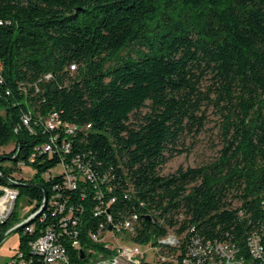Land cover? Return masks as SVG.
Listing matches in <instances>:
<instances>
[{
    "label": "trees",
    "instance_id": "trees-1",
    "mask_svg": "<svg viewBox=\"0 0 264 264\" xmlns=\"http://www.w3.org/2000/svg\"><path fill=\"white\" fill-rule=\"evenodd\" d=\"M208 105L219 156L164 174ZM0 108V196L35 202L0 224V236L24 224L11 259L41 264L30 243L50 228L67 264L106 259L113 243L91 234L107 214H136L138 245L178 237L143 264H181L191 237L242 245L264 225V0H0Z\"/></svg>",
    "mask_w": 264,
    "mask_h": 264
},
{
    "label": "built area",
    "instance_id": "built-area-1",
    "mask_svg": "<svg viewBox=\"0 0 264 264\" xmlns=\"http://www.w3.org/2000/svg\"><path fill=\"white\" fill-rule=\"evenodd\" d=\"M74 69V66L70 67ZM24 124H28V118H23ZM46 127L50 130L55 129L58 125L55 124V113H52L47 118ZM66 145L63 150L66 153ZM45 150L51 151L50 145L45 147ZM30 160H33L32 158ZM63 172L65 173L66 184L68 187L74 188L75 176L68 170L64 164H61ZM81 171L83 170V177L91 179L87 175V170H84V166H77ZM0 199L16 200L18 192L13 188H3ZM114 201L113 199L111 200ZM51 206H55L52 200L49 201ZM62 207L58 206L56 212H61ZM38 214V213H37ZM9 206L6 208H0V224L10 217ZM45 217L41 214L40 221ZM137 221V215L131 214L130 217L124 219L119 224H113L112 218L109 214L106 215V224L99 226L96 234H91V239L94 241L113 244H105L112 251L110 257L106 259H95L91 264H143L144 262H152L151 256L154 253H158L159 250L165 247H179L181 245L178 237L173 234H169V242L160 243L157 241L156 246H152L150 243L145 245H138L132 242L131 237L135 233V223ZM65 225V224H64ZM34 229V225L29 226L26 230L27 233H31ZM103 234V235H102ZM102 237L100 238L99 236ZM129 240L133 244L127 246L120 244V242ZM114 244H117L115 246ZM77 245L76 242L73 243ZM30 248L33 252L37 253L42 258L41 264H67V257L63 248L56 243L55 234L53 230L46 229L41 235H39L33 242L30 243ZM152 254V255H151ZM172 260L169 257L160 256L159 260L168 261ZM24 264L22 261V254L18 253L15 259H11L9 264ZM181 264H264V225L257 231L250 234L244 244H232L230 242L217 241V240H204L199 237H191L186 242V252L181 258Z\"/></svg>",
    "mask_w": 264,
    "mask_h": 264
},
{
    "label": "rangeland",
    "instance_id": "rangeland-1",
    "mask_svg": "<svg viewBox=\"0 0 264 264\" xmlns=\"http://www.w3.org/2000/svg\"><path fill=\"white\" fill-rule=\"evenodd\" d=\"M208 81L204 82L206 87ZM204 87V88H205ZM205 110V125L203 129L195 135L188 136L185 140L186 147L188 151L180 156L173 158L164 168V174L173 173L179 167H199L214 161L218 156L223 145V137L221 135V117L216 108L212 105H208L204 108ZM0 113L3 110L0 108ZM12 146L6 148L9 152ZM58 172V168L54 170V174ZM16 174L23 177L24 179H29L33 175V170L30 167H23ZM15 201L13 209H15ZM35 206V202H29L26 195H21L16 206V215L20 221L23 220L24 216L30 213ZM20 238V232L17 231L14 234L8 236L0 244V264H9L11 258L15 255L18 250V243ZM120 244H125L127 246L133 243L129 240H124ZM117 246V244H114Z\"/></svg>",
    "mask_w": 264,
    "mask_h": 264
},
{
    "label": "bare ground",
    "instance_id": "bare-ground-1",
    "mask_svg": "<svg viewBox=\"0 0 264 264\" xmlns=\"http://www.w3.org/2000/svg\"><path fill=\"white\" fill-rule=\"evenodd\" d=\"M59 117L57 116V114L55 113V124L56 125H59L60 124V121L59 120H61L60 118L58 119ZM62 124V123H61ZM74 128V127H73ZM77 128V127H76ZM70 129V128H69ZM76 130V129H75ZM73 131H74V129H73ZM70 134V133H69ZM70 142V141H69ZM71 143V142H70ZM68 148H69V146H68V144L66 145V152H68ZM31 162L33 161V160H30ZM84 170H87L86 169V167L84 166ZM87 175H89L90 177H92L91 175H90V173H89V171L87 170ZM99 176V175H98ZM103 181V180H102ZM46 203V202H45ZM9 206V214H11L12 213V209H13V206H14V200H10L9 201V199H1L0 200V208H6V207H8ZM40 212V209L34 214V215H36L37 213H39ZM240 212H243V211H240ZM43 213V212H42ZM33 214V213H32ZM242 213H240V215H241ZM33 215V216H34ZM242 220V219H241ZM31 225V224H30ZM160 241V243H167V242H169V235H167L166 237H164V238H162V239H160L159 240Z\"/></svg>",
    "mask_w": 264,
    "mask_h": 264
},
{
    "label": "water",
    "instance_id": "water-1",
    "mask_svg": "<svg viewBox=\"0 0 264 264\" xmlns=\"http://www.w3.org/2000/svg\"><path fill=\"white\" fill-rule=\"evenodd\" d=\"M40 189L43 190V186H36ZM44 197L46 198V194L44 193ZM23 223H19V224H16L15 226L11 227L10 229H8L6 232H4L1 236H0V244L8 237L10 236L11 234H14L16 233L17 231H19L22 227H23Z\"/></svg>",
    "mask_w": 264,
    "mask_h": 264
}]
</instances>
